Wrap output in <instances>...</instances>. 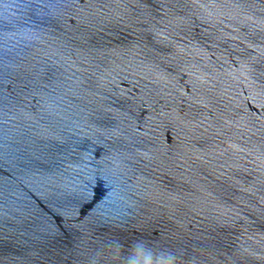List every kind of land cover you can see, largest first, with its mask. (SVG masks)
Instances as JSON below:
<instances>
[{
	"label": "water",
	"instance_id": "obj_1",
	"mask_svg": "<svg viewBox=\"0 0 264 264\" xmlns=\"http://www.w3.org/2000/svg\"><path fill=\"white\" fill-rule=\"evenodd\" d=\"M0 264H264V0H0Z\"/></svg>",
	"mask_w": 264,
	"mask_h": 264
}]
</instances>
